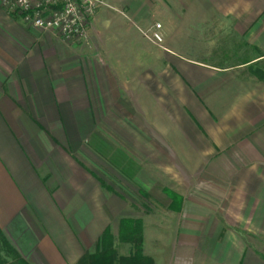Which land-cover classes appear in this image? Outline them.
Listing matches in <instances>:
<instances>
[{
	"label": "crops",
	"instance_id": "1",
	"mask_svg": "<svg viewBox=\"0 0 264 264\" xmlns=\"http://www.w3.org/2000/svg\"><path fill=\"white\" fill-rule=\"evenodd\" d=\"M185 1L99 12L88 45L0 7V229L20 256L11 264H77L135 217L127 192L148 196L166 181L184 198L173 264H264V0H189L184 12ZM131 18L162 21L165 44Z\"/></svg>",
	"mask_w": 264,
	"mask_h": 264
},
{
	"label": "rangeland",
	"instance_id": "2",
	"mask_svg": "<svg viewBox=\"0 0 264 264\" xmlns=\"http://www.w3.org/2000/svg\"><path fill=\"white\" fill-rule=\"evenodd\" d=\"M102 1H103V4L98 9L95 16L99 12H104V11L107 12L110 10L113 12L126 15L129 9L128 3H134L140 9L142 7L141 12H143V14H146V15H148V10L146 9H150L151 11V9H155L163 5V0H102ZM118 2L126 3L127 5V7H125L126 9L120 10L116 8L117 5L115 4H118ZM170 7L172 9V7H177V5H174L173 3H171ZM190 7H191V4L189 3V0H186L185 3L182 4V11L185 12L186 9L188 10L190 9ZM196 7L197 5H194L193 10H195ZM1 9L3 8L1 7ZM197 9H198V12H204L205 4H198ZM150 21H151V23L149 24L150 27L155 23H162V21L158 20L157 18H153ZM131 22H133L135 25L138 26L139 29H141L140 33L142 34L143 38L148 39L147 37L143 35V31L146 30L147 27L141 26L140 23H138V21L134 19H132ZM192 22L193 21L190 18L187 21H185L183 25L191 24ZM205 23L206 21L204 22L203 27H201V30H199L198 32L199 39L201 40V43L203 45L206 42V36H207V30H205L206 28ZM162 26L164 27L163 23H162ZM162 33H163V42L161 43V45H164L165 44V36H164L165 32L162 31ZM181 33L186 34L184 29H181ZM183 37L184 36H182V38ZM236 40L237 38H233V44L232 46L231 45L230 46L235 49H238V46H237L238 43L236 44ZM89 43H90V40H89ZM217 54L220 55V53H217ZM230 54L234 55L233 56L234 60L239 59V56H238V54H240L239 52L232 51ZM140 99L135 98L134 103H136L137 100H140ZM187 166L188 165H182V167L183 168L185 167L186 169H187ZM182 172H183V176L185 177L189 176L188 174H186L184 169L182 170ZM186 181L188 182V180ZM169 184L170 183L168 181H166L165 184L163 182H158L153 188L149 190V194L147 197H146L145 192H143L144 194L143 195L136 189H133L132 192L126 193V196H127L126 198L128 201H130L131 207L133 209V214L135 215V217H131V218H141L144 222V239H145L144 251H145V254L153 258L155 264H173L174 246H175V243L177 241V236H178L177 235L178 224L175 218H173L175 211L172 210V207L173 206L175 207V205L176 207H178L179 205H181L182 207L184 198L178 191H175V189L170 188ZM168 189L180 195L182 204H180V202L179 204L175 203L174 200L170 196H168L166 192V190ZM125 217H130V216H125ZM116 248H117L118 253L121 255H128L130 252V245L120 243L119 241H117L116 243ZM101 249H102V246H101ZM10 261L11 259L9 258L7 264H11ZM86 264H88V261L86 262Z\"/></svg>",
	"mask_w": 264,
	"mask_h": 264
},
{
	"label": "built area",
	"instance_id": "3",
	"mask_svg": "<svg viewBox=\"0 0 264 264\" xmlns=\"http://www.w3.org/2000/svg\"><path fill=\"white\" fill-rule=\"evenodd\" d=\"M102 0H0L9 15H19L27 25L55 31L65 40L89 43V25L102 6ZM151 42H163L162 24L155 23L143 31Z\"/></svg>",
	"mask_w": 264,
	"mask_h": 264
},
{
	"label": "trees",
	"instance_id": "4",
	"mask_svg": "<svg viewBox=\"0 0 264 264\" xmlns=\"http://www.w3.org/2000/svg\"><path fill=\"white\" fill-rule=\"evenodd\" d=\"M20 17L19 15H15ZM109 190H113L108 187ZM175 203H181V197L171 190H166ZM144 195V194H143ZM147 197V195H146ZM172 210L178 212L181 205L173 206ZM129 244L128 255H121L116 248V241ZM144 222L141 218L122 217L119 221L118 237H114L110 228H107L101 239V251L95 254H85L77 264H155L151 256L144 251ZM264 257V255H263ZM19 259L20 256L12 247L0 229V264H7L8 259Z\"/></svg>",
	"mask_w": 264,
	"mask_h": 264
}]
</instances>
